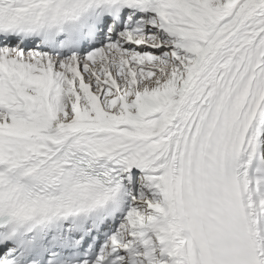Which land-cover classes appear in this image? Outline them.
Listing matches in <instances>:
<instances>
[{
    "label": "bare ground",
    "instance_id": "1",
    "mask_svg": "<svg viewBox=\"0 0 264 264\" xmlns=\"http://www.w3.org/2000/svg\"><path fill=\"white\" fill-rule=\"evenodd\" d=\"M54 1L13 0L18 4L12 10ZM124 15L121 36L108 33L109 40L74 56L40 51L39 38L27 52L14 53L16 42L2 40L0 62L9 68L22 106L0 103V136L46 149L91 133L124 137L128 155L153 151L136 168L120 169L118 226L98 220L93 229L103 224L112 230L105 251L113 264H207L181 198L187 138L200 106L225 98L264 51V0H129ZM256 90L254 83L247 94L255 96L257 111L235 159L234 181L252 264H264V87Z\"/></svg>",
    "mask_w": 264,
    "mask_h": 264
},
{
    "label": "rangeland",
    "instance_id": "2",
    "mask_svg": "<svg viewBox=\"0 0 264 264\" xmlns=\"http://www.w3.org/2000/svg\"><path fill=\"white\" fill-rule=\"evenodd\" d=\"M124 18H125V17H124ZM263 150H264V148H263ZM135 181L138 182V176H136ZM138 188H139L138 185H136V190H137ZM136 194H137V193H136Z\"/></svg>",
    "mask_w": 264,
    "mask_h": 264
}]
</instances>
